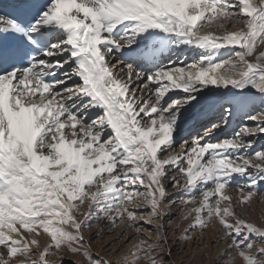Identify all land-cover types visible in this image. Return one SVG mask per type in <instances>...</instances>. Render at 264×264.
<instances>
[{"label": "snow or ice", "instance_id": "6c2138e0", "mask_svg": "<svg viewBox=\"0 0 264 264\" xmlns=\"http://www.w3.org/2000/svg\"><path fill=\"white\" fill-rule=\"evenodd\" d=\"M18 7L0 11V264H63L65 249L111 264L92 249L105 227L143 237L129 264H165L174 208L184 241L214 227L225 264H264V227L243 215L264 200V0ZM209 95L214 118L179 139Z\"/></svg>", "mask_w": 264, "mask_h": 264}, {"label": "rangeland", "instance_id": "374dc122", "mask_svg": "<svg viewBox=\"0 0 264 264\" xmlns=\"http://www.w3.org/2000/svg\"><path fill=\"white\" fill-rule=\"evenodd\" d=\"M215 116L210 118L212 120ZM208 120V121H210ZM206 121V123L208 122ZM206 123H203L206 124ZM199 124L198 126H200ZM238 128V127H236ZM197 132H202L201 127H197L194 130L186 133L185 135H180L179 139H189L191 136L195 135ZM230 132V130H226ZM234 132V131H233ZM225 134V136L231 135ZM219 135V130L216 132ZM217 135V136H218ZM225 136L217 137L216 139H223ZM212 139V137L210 138ZM264 145V137L258 140V147ZM178 148L176 149V151ZM178 152V151H177ZM169 191H172L169 188ZM235 195V192L232 193ZM173 220L179 224V229L175 232L170 228L168 230L169 245L171 249V256H164L165 264H225V261L229 258L228 254L221 255L224 249L227 247V241H220L217 239V231L214 227H210L207 231L201 234L198 230L192 231L190 233V239L184 241L181 239L184 230L188 227V221L181 222L180 209L174 208ZM243 215L250 222L255 223L258 226L264 227V200L260 197L254 198L248 207L243 209ZM104 221L98 222L97 226L104 225ZM121 229L119 227L109 231L108 227L104 228V232L99 235V237L92 240V249L94 258L108 260L111 264H129V261L133 259L129 255L133 243L137 239H142L143 237H137L132 239V233L129 231L127 235L120 238L119 233ZM86 238L89 236L96 237V227L90 229L86 234ZM173 237H176L175 239ZM167 251V250H166ZM63 260V264H73V262H79L83 258L80 256H73L66 249L57 254ZM127 256V259H122V257ZM55 259V257H52ZM140 264H145L143 259L140 260ZM237 264H241L237 261Z\"/></svg>", "mask_w": 264, "mask_h": 264}, {"label": "bare ground", "instance_id": "6f19581e", "mask_svg": "<svg viewBox=\"0 0 264 264\" xmlns=\"http://www.w3.org/2000/svg\"><path fill=\"white\" fill-rule=\"evenodd\" d=\"M237 27H240L238 24ZM208 29H205L207 31ZM187 56V59L184 57ZM172 59L175 61L177 65L181 64V61H183L184 64H187L190 60L193 59V56L191 53L185 52L183 54L180 53H173ZM167 63V61H165ZM215 98L213 96H206L204 98V101H202V105L197 106L196 109L190 110L189 112L185 113L182 117L183 123L181 125V131L180 135H185L186 133L190 132L191 130L196 129L199 124L206 123V121L210 120V118L213 116V113L215 112V109L213 105L210 103ZM205 101L207 103H205ZM239 126V120H233L230 126L220 129L219 135L218 133H215V136L212 137V139H216L217 137L225 136V134H230L231 132L235 131ZM230 130V132H226V130ZM218 135V136H217ZM180 149L178 148L177 151ZM41 242L43 243V237L41 238Z\"/></svg>", "mask_w": 264, "mask_h": 264}]
</instances>
